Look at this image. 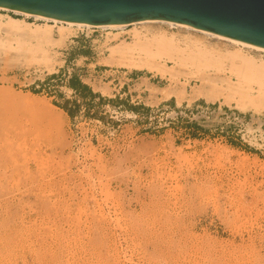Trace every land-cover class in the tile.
I'll use <instances>...</instances> for the list:
<instances>
[{
	"label": "rangeland",
	"instance_id": "rangeland-1",
	"mask_svg": "<svg viewBox=\"0 0 264 264\" xmlns=\"http://www.w3.org/2000/svg\"><path fill=\"white\" fill-rule=\"evenodd\" d=\"M0 15V264H264V102L250 101L253 72L236 88L228 63L200 55L170 64L166 78L129 70L110 48L133 42L134 27L72 28L47 62L36 38L6 24L35 20ZM72 76L106 100L76 94ZM66 101L80 105L74 118ZM221 113L244 119L238 141L218 131Z\"/></svg>",
	"mask_w": 264,
	"mask_h": 264
},
{
	"label": "bare ground",
	"instance_id": "bare-ground-1",
	"mask_svg": "<svg viewBox=\"0 0 264 264\" xmlns=\"http://www.w3.org/2000/svg\"><path fill=\"white\" fill-rule=\"evenodd\" d=\"M0 11H9L17 16L25 17L28 19L32 18L35 20V23H32V22H27L26 20H23L20 18H14L12 16H7L6 17L7 23L6 22L5 23L8 25L11 24L17 27L19 29V32H22V33L24 32L25 34L28 32L29 35L26 34L28 37H34V39L36 38L37 42L42 45L40 46V48H37V51L42 52L44 58L42 57L41 58L45 59L47 62L50 61L48 58L50 47L57 44V42L61 43L64 40L68 39V36L72 33V31H74V29L72 30V28H77V29L99 28L103 31H106V30L123 31L127 28L134 27V30L132 29L134 31L132 33L134 34L133 42L128 43L122 40V41H119V43L114 46L111 45L112 47L109 45V48L111 47L110 48L111 57L117 60L120 63V65H122L123 67L129 70L147 71L149 73L159 75L162 78H166V76L169 73L167 69L170 68V64H172L175 67L184 66V65L186 67L188 66L186 65L188 63L187 61H186V64H184L185 63L184 61L186 60V58L191 57V56H193L192 58H194L195 56L200 55V58L202 59L206 58L207 61L214 60V61L223 62V63L226 62L232 67L230 69L231 77H228V79H226L227 82L225 81L226 83H228L229 86L233 85L234 87L238 88L239 86L243 84L249 72H253L254 77H253L252 83L254 84L253 85L251 84L250 86H248L250 98H251L250 101L252 103L264 102V61L262 60V57H263L262 54H264V48L242 44V43L230 40V39H226L220 36H216V35L204 32L202 30L193 28L191 26H188L182 23H176V22L169 21L166 19H146V20L136 21V22H132L128 24L95 26V25L85 24V23H80V22L48 19L45 17L24 13V12L10 9L7 7H0ZM3 18L4 16L0 15V22H2ZM36 22H40L44 24L40 25V24H36ZM52 24H55V25H52ZM59 24L62 26L59 28H56V26ZM138 25L144 28L146 27L145 30L141 31L142 29L139 28L140 30H138L137 28H135ZM155 25L156 26L164 25V26H167V28L169 27L171 29H177L181 31L183 30L184 32L186 31L187 34L189 35L182 34L183 36H178L176 32L171 33V31H169L170 32L169 34V32L167 31L165 32L164 30L154 32L155 28H154V31L149 30L151 28L150 26L153 27ZM157 28L158 27H156V31L160 29V28L158 29ZM55 29H57L59 39L54 38ZM190 32L195 33V35L196 33L201 34L203 35L204 39L195 38V36H193L192 33L191 35ZM115 37H117V34ZM117 38L119 39V37ZM107 39L109 38L107 37ZM210 41H215V43L214 42L212 43ZM57 46L59 45L57 44ZM171 69L172 68H170V71ZM173 71L171 72L173 73ZM233 79H235L236 82ZM186 81L188 82V80ZM185 83L182 84L183 87H185L184 86ZM179 84H181V82ZM204 84L202 87H204ZM253 86H257L259 88V90H257L258 95L255 94L256 96L252 95L254 91ZM206 92L208 91L206 90ZM211 93L208 92V94H210L212 97L208 96L205 93H202L201 91L200 93H196V96H202L206 98V95H207L209 98L207 97L206 100L214 101V102L221 100L220 93L219 95L215 93L216 96H213V94ZM164 96H166L167 99L171 98L170 94H167V95L165 94ZM182 97H185V96H182ZM196 98L197 97H195V99ZM186 99L187 98H185V100ZM164 100H165V97H164ZM236 108L241 110L242 112H253L254 114H257L258 112H260L256 109L255 106H251V105L248 106L240 102L237 103Z\"/></svg>",
	"mask_w": 264,
	"mask_h": 264
},
{
	"label": "water",
	"instance_id": "water-1",
	"mask_svg": "<svg viewBox=\"0 0 264 264\" xmlns=\"http://www.w3.org/2000/svg\"><path fill=\"white\" fill-rule=\"evenodd\" d=\"M0 7L95 26L166 19L264 48V0H0Z\"/></svg>",
	"mask_w": 264,
	"mask_h": 264
},
{
	"label": "trees",
	"instance_id": "trees-1",
	"mask_svg": "<svg viewBox=\"0 0 264 264\" xmlns=\"http://www.w3.org/2000/svg\"><path fill=\"white\" fill-rule=\"evenodd\" d=\"M58 78V76L53 75L51 79ZM68 87L72 89L76 94L82 95V96H89L90 99L96 98L98 95L93 92V90L88 87L87 85H84L81 81V79L77 76H72L69 80ZM33 93L37 94L40 93L39 91L32 90ZM100 102H104L106 99L99 96ZM62 110H64L71 118H74L76 115V112L80 109V105L77 103V101L69 102L66 101L63 106H60ZM133 110H138L136 107H132ZM195 127L199 128L196 124H194Z\"/></svg>",
	"mask_w": 264,
	"mask_h": 264
},
{
	"label": "built area",
	"instance_id": "built-area-1",
	"mask_svg": "<svg viewBox=\"0 0 264 264\" xmlns=\"http://www.w3.org/2000/svg\"><path fill=\"white\" fill-rule=\"evenodd\" d=\"M94 29H99V28H94ZM82 32H84V29ZM221 114L223 116L222 118L223 120L218 128V131L223 136V138H228L229 140L234 139L238 141V137H239L238 128H240V126H243L245 122L244 119H240V117L235 113H231V114L221 113ZM211 115H213V113H211ZM129 116L133 118H137L136 114H130Z\"/></svg>",
	"mask_w": 264,
	"mask_h": 264
},
{
	"label": "crops",
	"instance_id": "crops-1",
	"mask_svg": "<svg viewBox=\"0 0 264 264\" xmlns=\"http://www.w3.org/2000/svg\"><path fill=\"white\" fill-rule=\"evenodd\" d=\"M93 92H94L95 94H97L98 97H99V96H102V97L105 98V96H106V95H104L101 91H94V90H93ZM118 95L120 96L119 98H122V95H120V93H118ZM114 97H116V95H115Z\"/></svg>",
	"mask_w": 264,
	"mask_h": 264
}]
</instances>
